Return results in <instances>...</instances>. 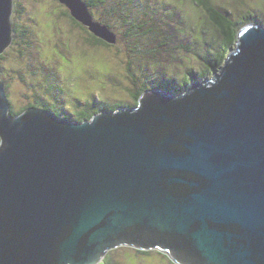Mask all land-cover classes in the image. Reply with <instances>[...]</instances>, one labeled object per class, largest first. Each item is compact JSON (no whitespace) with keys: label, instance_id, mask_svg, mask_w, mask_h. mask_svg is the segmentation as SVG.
I'll use <instances>...</instances> for the list:
<instances>
[{"label":"water","instance_id":"water-1","mask_svg":"<svg viewBox=\"0 0 264 264\" xmlns=\"http://www.w3.org/2000/svg\"><path fill=\"white\" fill-rule=\"evenodd\" d=\"M58 1L116 44L85 2ZM13 7L0 0V56ZM124 247L175 264H264V25L243 27L203 84L146 91L83 123L12 116L0 79V264H100Z\"/></svg>","mask_w":264,"mask_h":264},{"label":"rangeland","instance_id":"rangeland-1","mask_svg":"<svg viewBox=\"0 0 264 264\" xmlns=\"http://www.w3.org/2000/svg\"><path fill=\"white\" fill-rule=\"evenodd\" d=\"M205 1L236 22L251 15L252 23L264 24V0H199ZM92 11L117 37L109 49L73 23L58 0H14L13 30L25 37L14 36L16 43L0 60V79L16 112L29 105L52 106L60 115L134 107L133 95L142 86L172 77L181 82L184 74L205 66V55L214 57L221 49V33L197 0H107ZM130 23L136 25L134 35ZM106 261L175 264L161 252L142 256L126 247L110 252Z\"/></svg>","mask_w":264,"mask_h":264},{"label":"trees","instance_id":"trees-1","mask_svg":"<svg viewBox=\"0 0 264 264\" xmlns=\"http://www.w3.org/2000/svg\"><path fill=\"white\" fill-rule=\"evenodd\" d=\"M82 1L87 4V7H88V9L92 15V12H93L92 10L99 8L107 0H82ZM197 1H198L199 5L200 4L203 5V7L211 14V19H212L213 23L216 25V27L219 29V31L221 33V36H222V39L220 41L221 49H220L218 55H216L214 57H213V55H210V54L205 55L203 58L204 62H205V66L196 72L189 71L187 74H184L185 76L182 78L181 82H178L177 80H175V78L172 77L171 79H162V80L155 79L154 80V86H152L150 88L142 86V88L133 95L134 101H135L134 106H136V104L138 103L139 97L146 91L161 90V91H164L166 93L173 94V95L177 96L178 94L183 93L186 89H189L190 86L193 84V82H201L203 80L212 78L213 73L223 66L226 58L235 48L237 40H238L239 31L243 27L248 25L249 23L253 22V17L251 15H248L247 17H243L242 22L241 21L236 22L235 20L231 19V16H230L231 14L227 13V15H225V14L220 13L219 11L215 10L210 5H208L206 3L207 1H205L203 3H200L199 0H197ZM68 12H69V14H67V15L68 16L70 15L73 23H77L81 27V29H85L88 32V34L92 35V33H90L86 27H84L82 24L78 23L77 21H75L73 19L69 10H68ZM170 17H172V16H170ZM93 18H94V16H93ZM102 24L105 25L106 27H108V29L110 31H112L111 27L109 25L104 24V23H102ZM128 25H129V27L135 26V30L133 31V35L136 34L137 29H136L135 23H130ZM261 25H264V24H261ZM17 30H18L17 28H14L12 44L16 43V40L14 38L15 35H18V37H20V38L25 37L24 35L17 33ZM128 35L131 36L132 34L129 32ZM91 37H93L94 43L97 44V46L100 45V46H103L107 49H109V47L112 46V45H109V44L103 42L102 40L97 39L93 35ZM3 55L0 56V60L3 59ZM7 97H8V95H7ZM121 107L125 108V107H123L121 105L119 106L117 104V105H113V106H102V108L100 107L98 109L99 112L98 111L95 112V111L91 110L90 114H87V115L81 114V113H79V115L78 114H75V115H72V114L68 115L67 114V115H65L63 111L62 112L59 111L62 114V115H60L54 111L52 106H48V105L42 106V108H38L34 105H29V106L23 108L19 113L16 112L14 110V108L11 106V115L14 117H17L29 108H38V109H42V110H44L50 114L55 115L60 120H66V121H69L71 123H83L85 121L90 120L95 114H99L103 111L115 112L117 109H119ZM94 108H97L96 105H93V107L91 109H94ZM139 254H141L142 256H146L149 253L143 252V253H139Z\"/></svg>","mask_w":264,"mask_h":264},{"label":"flooded vegetation","instance_id":"flooded-vegetation-1","mask_svg":"<svg viewBox=\"0 0 264 264\" xmlns=\"http://www.w3.org/2000/svg\"><path fill=\"white\" fill-rule=\"evenodd\" d=\"M119 250V249H118ZM116 251V250H115ZM135 251L137 252V253H143V252H150V251H138V250H136L135 249ZM113 252V251H112ZM152 252V251H151ZM107 256H108V254L105 256V258L102 260V262L100 263V264H102V263H104L105 261H106V258H107ZM108 261H106V263H104V264H114V263H112V262H108ZM117 264V263H116Z\"/></svg>","mask_w":264,"mask_h":264},{"label":"bare ground","instance_id":"bare-ground-1","mask_svg":"<svg viewBox=\"0 0 264 264\" xmlns=\"http://www.w3.org/2000/svg\"><path fill=\"white\" fill-rule=\"evenodd\" d=\"M42 110V109H41ZM96 115V114H95ZM66 121V120H65Z\"/></svg>","mask_w":264,"mask_h":264}]
</instances>
